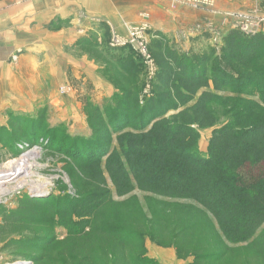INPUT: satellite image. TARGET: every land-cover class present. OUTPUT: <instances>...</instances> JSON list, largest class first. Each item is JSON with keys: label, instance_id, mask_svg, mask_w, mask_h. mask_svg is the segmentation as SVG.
<instances>
[{"label": "trees", "instance_id": "1", "mask_svg": "<svg viewBox=\"0 0 264 264\" xmlns=\"http://www.w3.org/2000/svg\"><path fill=\"white\" fill-rule=\"evenodd\" d=\"M156 35L147 45L157 67L150 95L140 94V71L123 67L128 80L115 86L107 115L90 107L92 134L66 166L78 196L55 206L50 197L20 196L17 210L0 209V235L23 236L32 212L46 209L47 219L58 212L73 238L94 240L114 255V264L142 263L139 254L126 257L124 248L133 251L132 236L150 227L175 246L177 256L191 257L188 264H227L243 251L264 261V95L258 103L215 93H240L252 81L264 86V33L230 30L218 51L190 53ZM208 127L213 130L203 155L199 129ZM135 189L148 195L149 218L135 196L113 199ZM121 204L138 208L140 222L104 216ZM73 215H82L79 226ZM26 244L14 239L6 245L13 251L33 247ZM52 244L49 238L43 245ZM81 253L71 261L89 264V251ZM32 259L42 263L43 256Z\"/></svg>", "mask_w": 264, "mask_h": 264}, {"label": "rangeland", "instance_id": "2", "mask_svg": "<svg viewBox=\"0 0 264 264\" xmlns=\"http://www.w3.org/2000/svg\"><path fill=\"white\" fill-rule=\"evenodd\" d=\"M25 1L27 0H23L22 6L32 8L30 7L31 1L27 4ZM50 1L52 0H42V3H46V12L50 13V17L47 18V21L42 20L40 32L60 31L58 36L66 38L67 42L64 41L60 46L53 48L51 42L53 37H51L47 39L49 43H46L41 50L35 53L29 51L27 45H24L28 39L26 36L25 40H17L20 46L16 45L15 39L12 43L8 39L6 41L7 47L5 49L10 48L6 51L4 61L7 66L9 65L14 69L15 75L0 80V170H9L5 168L6 165L11 164L12 168L15 159H20L26 153L25 151L30 150L29 148L34 145L39 147L42 145L41 150L36 152L37 156L34 151L25 155L24 159H29L30 166L21 165L20 162L15 165L19 168H26V174H19L6 185L12 190V187H19L18 183H22L28 178L37 186H48L51 191L44 197H50L51 203L55 206L60 204L61 200L69 201L78 196L66 166H72L71 156L74 155L76 147L87 144L88 140H84L92 134L88 125L90 107L96 106L106 114L115 105L113 100L115 92H117L115 86L128 80V73L123 67L132 66L140 71L139 78L142 80L140 94L142 97L150 95L157 67L152 59L151 61L145 53L137 49L138 46L141 47L139 39H130L129 44H122L113 48L110 45L113 37L105 20L101 21L98 26L96 23H91L87 28H84L83 26L87 25V20L81 11L78 0H72V2L65 4L66 8L68 7L67 13H69L65 19H51ZM165 1L180 12L183 9H188V11L198 15L207 14L209 13L208 10L213 8L210 0H195V3ZM20 2L16 4L17 0H0V6L7 4L8 7L12 8L15 6L22 7ZM263 3L264 1L261 3L260 11H264ZM107 4L111 9H116L118 6L116 4L115 7L110 2ZM65 6L63 5L62 10L65 9ZM251 7L249 6L248 10L244 12L235 11L229 14L231 23L227 33L235 29L247 36L258 32L264 33V12H257L255 8ZM158 13L145 14V18L139 17L141 18L139 22L131 23L133 27L144 28L142 42L144 40L146 47L150 40L157 37L156 34H163L166 38L168 36L156 26L157 22L159 23L164 19L163 16L157 17ZM244 16H252L256 20V25L250 29V32L239 24V19ZM148 17L153 18L156 24L149 25ZM34 23L36 22H31L32 28H35ZM178 32L177 39L182 40L188 39L190 41L198 35L201 37L205 35L206 39L209 38V42L202 44L203 46L198 52H203L209 47H214L218 51L222 37L227 34L222 35L215 31L214 27L206 25L205 22L197 21H190L183 31ZM69 33L72 37L69 36ZM127 34L126 38L129 36V27ZM40 37L42 36H39L38 39ZM169 45L172 44L169 43ZM172 47L174 46L172 45ZM192 49L190 47L189 53L193 51ZM177 50L179 49L177 48ZM32 60H37L38 66L36 68L29 64ZM126 62L128 63L125 65ZM202 91L203 89L199 90L198 95ZM215 93L219 98L240 95L244 98L247 97V100H254L259 103L264 95V86L252 81L245 91L243 88L240 89V93L227 89ZM218 108L221 111L224 110ZM212 130L213 127L199 129L198 148L203 155H206ZM33 155H35L34 158H32ZM11 160L13 162L8 163ZM6 172L3 173L4 176ZM4 183L0 182V186H3ZM29 185L32 184H26V186ZM108 186L112 188L110 182ZM19 191L21 194L15 196L12 201L2 199L0 209H4L6 212L17 210L20 205L17 201L18 198L27 196L25 188H19ZM131 196L137 198L139 202L137 206L148 215L149 200H147L148 195L144 192L135 189L130 194L114 196L113 199L121 201ZM33 199L42 201L39 198ZM122 205L110 207L109 212L104 216H115L116 218L125 216L131 220L132 225L140 222L138 208L132 205L128 208V204ZM48 213L46 209H35L30 217L32 221L29 224L26 222L23 236L14 234L12 237H6L5 232L0 235V264H19L21 262L26 264H74L76 259L71 261L70 257H78L79 253L82 255L81 252L86 249L89 251L87 263L114 264L111 262L114 258L113 254L110 252L105 254L97 242L89 241L81 234L73 238L64 225L67 224L68 220L58 215V212L54 213L52 218L47 219ZM145 217L149 218L150 215ZM71 218H73V222H77L78 226L83 220L82 215H73ZM0 224H2L1 217ZM136 233L130 242L131 250L133 247L135 249L130 251L128 248H124L126 257H135L136 254H139V259L142 260L141 264H188L192 260L191 257L181 258L177 256L175 246L165 241L164 237L156 233L154 228L150 227L148 230L145 229V231L141 230V232ZM49 238H53V244L44 247V242ZM14 239L27 242L26 246L33 244V247L13 251L7 248L8 245L6 244ZM41 246L44 250L36 249V247L40 248ZM39 254L43 256L42 263L32 259ZM239 254L241 256L237 257L238 260L229 261L227 264H264L261 258L254 259L251 257L250 252L243 251Z\"/></svg>", "mask_w": 264, "mask_h": 264}, {"label": "crops", "instance_id": "3", "mask_svg": "<svg viewBox=\"0 0 264 264\" xmlns=\"http://www.w3.org/2000/svg\"><path fill=\"white\" fill-rule=\"evenodd\" d=\"M29 1H31L30 7L32 8L22 6L23 0H17L16 3L19 4L20 2L22 7L15 6V8H12L8 7L7 4L1 5L3 6L2 8L0 6V80L11 78L15 75L14 69L9 65L7 66L4 61L6 59V51L10 48L8 47L5 49L7 47V39L10 40L11 43L15 39L16 45L20 46L18 41L23 40L26 36L28 39H26L25 42L23 41L24 45H27L29 51L35 53L41 50L46 43H49L47 39L51 37H53L51 40L53 48L54 46H60L64 41H68L66 38L58 36L61 33L60 31H52V33L40 32L43 23L42 20L47 21V18L50 17V13L46 12V3H42V0H27L25 3L27 4ZM263 1L264 0H210L213 8L208 10L209 13L204 15L192 13V11H188V9H183L180 12L165 0H78L80 3L78 4L81 5V11L87 20V25L83 26L84 28H87L91 23H96L98 26L101 21L105 20L108 23L111 35L117 34L120 38H126L128 35V27L132 26L131 23L139 22L141 18L146 17L145 14L151 15L153 12H159L157 17L163 16L164 19L159 23L157 22V25L153 18L148 17V24H156L157 28H161L164 33H167L170 44L182 52H189L190 47L191 49L193 48V51H199L203 46L202 44L209 42L210 39H206L205 35L202 37L198 35V37L190 41L188 39H177L176 35L179 34L178 31H183L187 23L190 21L205 22L206 25L214 27L215 31L224 35L227 33L231 23L229 19L231 16L229 14L235 11L244 12L248 10L249 6H252L251 8H255V11L259 12ZM70 2H72V0L50 1L51 7L49 8H51V19H65L67 14H69L67 13L68 7L66 8L65 4ZM109 2L114 6L118 4L117 7L115 6L116 9H111L107 4ZM63 5L65 9L62 10ZM260 12L263 13L264 11ZM140 16L141 18H139ZM32 21L36 22L33 26L37 29L32 28ZM28 33L29 36H27ZM39 36L42 37L38 39ZM69 36H71V33H69ZM29 64L35 68L38 66L37 60H32Z\"/></svg>", "mask_w": 264, "mask_h": 264}, {"label": "built area", "instance_id": "4", "mask_svg": "<svg viewBox=\"0 0 264 264\" xmlns=\"http://www.w3.org/2000/svg\"><path fill=\"white\" fill-rule=\"evenodd\" d=\"M174 1L180 2V3H195L196 2L195 0H174ZM239 20H240L239 24H241L242 27H244L245 30H249L248 32H250V29L256 25V20L252 16L251 17L250 16H244L243 18H241ZM143 31H144L143 27H133V26L129 27V36H128V38H125L123 40V38H120L118 35L113 34V36H112L113 38H111L110 45L112 47H114V46H119V45H122V44L123 45L124 44H129L130 39L131 40L139 39L141 47L138 46V48L137 47L136 48L140 49L141 52L145 53L147 55V57L151 60L150 55L148 53V48L146 47V44H145L144 40L142 42ZM41 147H42V145L40 147L34 145L32 148H29L30 150L25 151L26 153L23 156H21V158H20L21 160L19 158L15 159V163H14L13 167H16L15 165L17 164V162H20L21 165H23V164L29 165L30 161H29V159H27V160L24 159L25 155L29 154L32 151H34L35 155L37 156L36 152H37V150L38 151L41 150ZM35 155H33L32 158H34ZM12 162H13V160L9 161L8 163H12ZM6 166H5L6 169H11L12 170V168H13V167L11 168V164H9V166H7V167ZM6 171H8V170H3V171L0 170V182L3 180V177H4L3 173L6 172ZM18 175H16V176H18ZM28 175H29V172H28ZM16 176L9 175V176H6V178H4L6 181L3 184V186H0V202H1L2 199L12 201L15 198V196H18V194H21L20 193L21 191H19V188H25L27 190V196H29L31 198H43L44 196L48 195L49 192L51 191V188H49L48 186H43V187L42 186H37V184H33V181H30L28 178L23 180L22 183L21 182L18 183L19 187H12L13 189L11 190L10 188H8L6 183L11 181ZM27 176H25V177H27ZM29 183H31L32 185L26 186V184H29ZM23 264H26V263L23 262Z\"/></svg>", "mask_w": 264, "mask_h": 264}, {"label": "bare ground", "instance_id": "5", "mask_svg": "<svg viewBox=\"0 0 264 264\" xmlns=\"http://www.w3.org/2000/svg\"><path fill=\"white\" fill-rule=\"evenodd\" d=\"M27 166H29V165H27ZM14 169V170H13ZM26 172H27V169L26 168H19V167H15V168H12V170L11 169H9L7 172H6V174H5V176L3 177V180L1 181L2 183L3 182H5L6 180L4 179V178H6V176H9V175H14V176H16V175H18V174H22V175H24V174H26ZM20 264H23V262H21Z\"/></svg>", "mask_w": 264, "mask_h": 264}]
</instances>
